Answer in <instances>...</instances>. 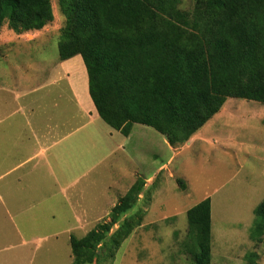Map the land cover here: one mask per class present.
Listing matches in <instances>:
<instances>
[{"label": "trees", "instance_id": "16d2710c", "mask_svg": "<svg viewBox=\"0 0 264 264\" xmlns=\"http://www.w3.org/2000/svg\"><path fill=\"white\" fill-rule=\"evenodd\" d=\"M65 24L59 58L81 56L99 117L127 138L135 124L152 127L171 146L185 144L229 98L264 105V0H57ZM52 0H0V34L53 22ZM138 178L110 212L83 237L71 236L73 264L115 254L142 217ZM181 189L187 184L177 179ZM251 238L264 236V199L255 208ZM194 264H212L211 200L187 211ZM118 226L116 229L114 227ZM114 229V230H113ZM254 255V254H252Z\"/></svg>", "mask_w": 264, "mask_h": 264}, {"label": "rangeland", "instance_id": "374dc122", "mask_svg": "<svg viewBox=\"0 0 264 264\" xmlns=\"http://www.w3.org/2000/svg\"><path fill=\"white\" fill-rule=\"evenodd\" d=\"M194 5L195 0H181L180 6L191 10ZM52 7L53 22L39 31L18 34L9 28L7 22L4 24L0 34V72H16L19 78L32 72L33 76L29 77L32 85L58 81L66 72H80L82 86V72H87L82 57L79 55L68 61L59 58L60 28L65 24V17L59 11L57 0H52ZM57 72L62 76L55 77ZM58 85L66 86L62 80ZM235 102L241 106L240 112L230 110V114L224 113ZM71 107L68 116L73 114ZM83 122L86 124L83 134L91 133L92 139L88 141L97 146L99 160L106 157L92 174L101 184L107 176L117 178L118 196L125 195L124 184H130L134 179L136 182L138 178H144L143 175L155 176L156 166L165 165L164 170L152 179L151 185L146 180L148 187H144L136 206L123 217L138 213L142 217L141 225L115 254L105 249L92 264H194L186 212L206 192L213 195L214 201L212 264H264V236L260 242L251 238L256 218L252 205L264 191L259 188L264 183L262 103L229 99L222 112L200 130V133L207 134L208 143L196 142L179 150L170 148L166 137L152 127L135 124L130 141L126 143L125 156L122 153L109 156L113 150L105 140L115 130L101 118L93 121L90 115L84 114ZM215 135H220L219 141L230 145L231 149L212 143ZM227 136L234 138L226 140ZM116 166L117 170H111ZM186 177L190 180L189 195L177 182L178 178L185 180ZM101 202L106 200L102 198ZM109 215L89 221L83 231L75 232L74 236L83 237L98 223L109 221ZM29 217L32 219L27 220ZM46 217L45 206L22 216L11 208L8 211L0 206V264H73L69 236L48 235L68 222L53 220L52 215L47 222ZM15 224L22 233L14 231Z\"/></svg>", "mask_w": 264, "mask_h": 264}, {"label": "crops", "instance_id": "0c3cea01", "mask_svg": "<svg viewBox=\"0 0 264 264\" xmlns=\"http://www.w3.org/2000/svg\"><path fill=\"white\" fill-rule=\"evenodd\" d=\"M82 74L85 86L84 82L81 86L83 80L80 72H66L60 79L66 84L63 86L58 85L60 80L32 85V78H29L33 76L32 72L22 78L16 76V72H0V206L8 211L11 208L21 216L26 213L31 214L38 207L45 206L47 222L50 215L53 220L68 222L54 231L48 229L49 236L68 235L71 238L75 232L83 231L89 221L107 217L116 200L123 195L121 193L118 196L116 191L117 178L111 179V176H107V180L101 184L92 174L96 173L99 162L105 161L106 157L99 160L97 146H93V143L88 141L92 139L91 133L87 131L85 135L83 134L86 127L83 122L84 114L90 115V120L93 121L100 117L89 97L88 73L82 72ZM61 76L62 73L57 72L55 77ZM70 106L73 114L70 113L68 116ZM240 109L241 106L235 102L224 113L230 114V110L240 112ZM205 125L200 130L204 129ZM200 130L180 147L170 145V148L179 150L196 142L208 143L207 134L200 133ZM131 134L124 138L119 131L110 132L109 139L105 140L113 150L109 156L117 153L125 156L126 143L130 141ZM219 136L215 135V139H211V142L217 147L231 149L230 145L219 141ZM233 138L227 136L226 140ZM163 167L165 165L156 166L155 176L164 170ZM117 168L116 166L111 170ZM155 176L142 177L145 181L151 182V185ZM135 180L130 184H124L127 191ZM184 181L187 184L186 194L189 195L190 180L186 177ZM147 187L145 182V188ZM259 188L263 190L264 183ZM102 198L106 202H101ZM206 198L211 200L213 241L215 215L213 195L209 192L204 193L196 204ZM263 199L264 191L259 194L255 205H252L253 211ZM102 204L104 207L101 206ZM30 219L32 218L29 217L27 220ZM13 228L17 234L22 233L17 224Z\"/></svg>", "mask_w": 264, "mask_h": 264}, {"label": "bare ground", "instance_id": "6f19581e", "mask_svg": "<svg viewBox=\"0 0 264 264\" xmlns=\"http://www.w3.org/2000/svg\"><path fill=\"white\" fill-rule=\"evenodd\" d=\"M23 116V115H22ZM99 174V173H98ZM32 247V246H31Z\"/></svg>", "mask_w": 264, "mask_h": 264}]
</instances>
